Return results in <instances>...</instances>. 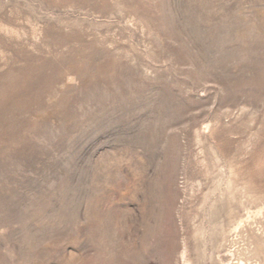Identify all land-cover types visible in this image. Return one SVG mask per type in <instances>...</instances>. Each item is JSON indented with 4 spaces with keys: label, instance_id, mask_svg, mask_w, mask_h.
<instances>
[{
    "label": "rangeland",
    "instance_id": "obj_1",
    "mask_svg": "<svg viewBox=\"0 0 264 264\" xmlns=\"http://www.w3.org/2000/svg\"><path fill=\"white\" fill-rule=\"evenodd\" d=\"M109 258L264 264V0H0V264Z\"/></svg>",
    "mask_w": 264,
    "mask_h": 264
},
{
    "label": "bare ground",
    "instance_id": "obj_2",
    "mask_svg": "<svg viewBox=\"0 0 264 264\" xmlns=\"http://www.w3.org/2000/svg\"><path fill=\"white\" fill-rule=\"evenodd\" d=\"M108 240H110V241H108L107 244H109V247H110L111 252H112L113 251V247H114L115 244L113 243L112 237H110V239H108ZM107 264H112L111 258H109V260L107 261Z\"/></svg>",
    "mask_w": 264,
    "mask_h": 264
}]
</instances>
